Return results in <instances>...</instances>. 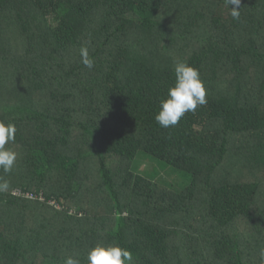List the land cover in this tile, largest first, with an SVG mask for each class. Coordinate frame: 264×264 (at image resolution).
Here are the masks:
<instances>
[{"label": "trees", "instance_id": "16d2710c", "mask_svg": "<svg viewBox=\"0 0 264 264\" xmlns=\"http://www.w3.org/2000/svg\"><path fill=\"white\" fill-rule=\"evenodd\" d=\"M239 10L0 0V122L16 127L0 264H86L96 245L134 264H261L264 0ZM177 62L199 71L207 103L163 128Z\"/></svg>", "mask_w": 264, "mask_h": 264}, {"label": "clouds", "instance_id": "9594fccd", "mask_svg": "<svg viewBox=\"0 0 264 264\" xmlns=\"http://www.w3.org/2000/svg\"><path fill=\"white\" fill-rule=\"evenodd\" d=\"M231 5L230 14L233 19H239L241 0H226ZM81 63L91 69L94 60L90 57L87 46L79 50ZM175 80L167 90L166 97L159 101V110L155 114V121L159 126L168 128L179 123L187 112H195L198 106L205 105L206 89L200 79L199 71L186 62L174 65ZM16 127L12 123L0 122V168L4 172L11 171L16 160V153L5 148V145L15 140ZM9 190L7 181L0 182V193ZM261 264H264V250L260 252ZM64 264H80L78 259L67 257ZM86 264H134L132 253L118 245H96L89 249Z\"/></svg>", "mask_w": 264, "mask_h": 264}, {"label": "rangeland", "instance_id": "374dc122", "mask_svg": "<svg viewBox=\"0 0 264 264\" xmlns=\"http://www.w3.org/2000/svg\"><path fill=\"white\" fill-rule=\"evenodd\" d=\"M146 165H147V163H146ZM146 165H145V166H146ZM145 166H144V167H145Z\"/></svg>", "mask_w": 264, "mask_h": 264}]
</instances>
